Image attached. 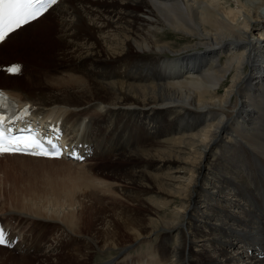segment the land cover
Returning <instances> with one entry per match:
<instances>
[{"label": "bare ground", "instance_id": "1", "mask_svg": "<svg viewBox=\"0 0 264 264\" xmlns=\"http://www.w3.org/2000/svg\"><path fill=\"white\" fill-rule=\"evenodd\" d=\"M262 7L264 0H61L11 33L0 49L58 9L55 31L74 48L59 45L46 65L53 72L40 67L43 74L35 76L44 83L32 78L27 87L17 79L5 87L20 103L35 104L38 115L82 129L68 138L91 143L92 161L112 157L118 164L106 161L82 196L73 188L41 193L32 185L30 192L13 191L8 207L0 202V212L18 226L27 222L30 232L21 227L23 237L7 243L8 254L0 246V264H37L36 251L49 260L51 249L41 245L46 229L67 237L56 239L55 264H92L98 242L101 252L111 245L122 254L151 241L161 264H264L257 255L264 253V210L252 200L264 206V158L260 168H250L245 154L251 149L264 156ZM255 20L263 24L258 37ZM25 40L23 47L33 42ZM3 75L0 81L16 78ZM1 158L72 166L22 154ZM96 197L110 199L121 214L107 230L88 224L84 237L85 210L92 205L83 199ZM240 208L247 217L237 216ZM125 231L130 234L122 236ZM240 235H248L241 242L249 249H234Z\"/></svg>", "mask_w": 264, "mask_h": 264}, {"label": "rangeland", "instance_id": "2", "mask_svg": "<svg viewBox=\"0 0 264 264\" xmlns=\"http://www.w3.org/2000/svg\"><path fill=\"white\" fill-rule=\"evenodd\" d=\"M70 1V0H69ZM58 10V9H57ZM55 10V12H52L51 16L40 24H37L36 26H33L31 28H28L24 31L21 32V34L17 35L13 40L7 42V44L3 45V47L0 49V60L1 61H28L33 64L39 65L40 67L46 68L44 71H48L49 73L53 72V68L49 69L46 65H49L53 63V60H55L59 50L60 46L59 45H65V47L69 48H74V45L68 44L66 40H63L59 38L58 33H56L55 30H60L58 26H55L53 24L56 23V15L59 13V11ZM261 10L264 11V7L261 8ZM254 25V33L253 37H258V35L261 33L260 27L263 25L262 21L255 20L253 22ZM262 28V27H261ZM174 33V32H172ZM24 39L30 40L32 39L33 42L26 41L27 44L24 43L21 44L20 42L23 41ZM82 40V38H81ZM177 41V38H173L170 41ZM67 43V44H66ZM19 44V45H18ZM67 45V46H66ZM64 48V47H63ZM159 49V48H157ZM169 53H172L169 51ZM168 54V53H167ZM229 54V53H228ZM227 54H225L226 56ZM43 71V72H44ZM42 72V74H43ZM4 74V73H3ZM2 73H0L1 76L5 77ZM30 76V75H29ZM16 77L12 78L6 81H0V87L1 88H6L5 85L11 86L12 82H17L16 80H25V85L28 87L32 83V78L34 79V82H45V78H36L35 75H32L31 77ZM31 80V81H30ZM27 81V82H26ZM30 84V85H29ZM21 85V84H20ZM11 88V87H8ZM222 92V91H220ZM240 119V118H239ZM239 119H237L239 121ZM241 125H243V119H240ZM9 158H1L0 161H6ZM66 161V160H64ZM107 164L113 163L112 161L117 162L114 165L118 164L117 159H112L111 161L106 160ZM106 161L100 160H93L92 163L93 165H88V163L81 164L76 167V164L71 163L72 166L67 168L64 165L61 164H56V163H38L40 161H32L29 162L28 164H20L24 163L21 161H9V162H0V202H4L5 206L8 207L7 202L10 200L11 201V193L13 191L17 190H22L30 192V186H35L37 185L38 191L41 193H59V192H64L68 189H75L77 190L78 195L82 196L84 193L90 192L91 188L88 186L90 184H93V182H96V178L100 179V176L102 175L101 171L102 168L101 166L106 163ZM36 162V163H35ZM70 163V161H67ZM90 162V161H89ZM38 163V164H37ZM7 164L9 166H7ZM35 164V165H32ZM5 165V166H3ZM88 165V166H87ZM99 166V168H98ZM87 184V185H86ZM17 185L16 188L14 186ZM86 185V186H85ZM26 189V190H25ZM37 191V193H38ZM253 192L255 194L256 192V187L255 189L253 188ZM118 195V194H117ZM230 194H226L225 197H222V199L226 200V198ZM246 197L249 196H254L251 193H246ZM111 197V196H110ZM120 197V196H118ZM121 198V197H120ZM255 198V197H253ZM103 199V198H102ZM232 198H229L228 200L231 201ZM252 198H249L247 200H250ZM99 200V201H98ZM110 199L105 198L104 200L99 199V197H96V200L94 199H89V198H84L83 202L85 205L90 206L92 205L91 208L85 210V215L86 217L84 218V228L83 232L85 234L84 237H86L88 233V224L90 225L93 223L95 227H98L99 230H107L110 227V222L113 220H118V217L120 216L119 213L121 214V211L118 210L117 207L114 208V205L111 206ZM253 202H256V210L258 212L264 210V206L262 203V200L258 199H252ZM181 202V201H180ZM126 203V201H125ZM179 203V202H177ZM107 206L109 208H107ZM77 205L76 209L78 212H80L81 207ZM0 209L4 210L3 204H0ZM116 210V211H115ZM245 212H248L247 209H237V216H246ZM8 212H0V214H4ZM0 218L2 216L0 215ZM4 220V219H3ZM5 221L8 223V220L5 219ZM87 221V222H86ZM95 223V224H94ZM26 224H28L26 222ZM26 224L23 223V226L26 227ZM49 224H52L50 221ZM9 228H11L12 231H18L19 227H17V223H9ZM53 225V224H52ZM27 229V228H25ZM26 231V230H25ZM44 238L41 241V245L45 246L47 250L51 249V252L47 254V256H51L49 260H46V256L43 255V253L36 251L34 254H38V257H35L36 260L35 262L38 264H55L57 259H56V254L60 252V249L56 248V244L60 242L57 241L56 239H60L62 241L67 240L66 234H62V231L59 229L53 230L49 229L44 230ZM101 232V231H100ZM99 232V233H100ZM130 232H124L122 233V236H125V234ZM30 234V233H29ZM28 234V235H29ZM50 235V236H49ZM133 236V235H132ZM248 237V235H240L237 238L236 241V246L234 247L235 250H238L239 248H247V246H244L241 242V238L243 237ZM83 237V238H84ZM97 236L95 235V238ZM82 238V236H79L77 239ZM129 239V238H128ZM99 240V239H98ZM133 240V237H131V240ZM259 244H260V239ZM100 241V240H99ZM111 244V242H109ZM107 243V246L108 244ZM143 243V244H142ZM151 243V244H149ZM145 244V245H144ZM171 245L174 244V240H171ZM100 245V246H98ZM98 245L96 247V250L93 252V258L91 263L92 264H109L110 261H112L110 264H149L148 262H153L152 264H161V261L159 260V254L156 251V244H153V241L151 242H136L132 244V246H129L126 252L124 253H118L117 249L113 248L111 245L109 247L103 248V250H108L101 252L100 248L104 245L103 242H98ZM144 245V246H143ZM58 246V245H57ZM239 246V247H238ZM244 246V247H243ZM54 247V248H52ZM59 247V246H58ZM100 247V248H99ZM125 248V247H124ZM56 250V251H55ZM4 253H10L12 251H9L5 248L2 249ZM40 251H43L40 250ZM69 250H65L67 253ZM107 252V253H106ZM40 253V254H39ZM255 253V252H254ZM28 255V253H23V254H16L17 256L21 255ZM32 254L33 253H29ZM80 254V253H79ZM95 254V255H94ZM54 256V257H53ZM261 258V257H259ZM109 261V262H108ZM160 261V262H159ZM22 260H18V264H23Z\"/></svg>", "mask_w": 264, "mask_h": 264}, {"label": "snow or ice", "instance_id": "3", "mask_svg": "<svg viewBox=\"0 0 264 264\" xmlns=\"http://www.w3.org/2000/svg\"><path fill=\"white\" fill-rule=\"evenodd\" d=\"M56 3L57 0H0V42L4 41L9 33L43 15ZM13 68L18 71L20 66L15 65ZM3 96V92L0 91V107H7L2 99ZM15 119H23V116ZM18 131L20 135L14 134L13 129L7 126V118L0 114V154L23 153L49 158H59L63 154L61 147L42 137L40 133L33 132L30 127ZM69 155L74 154L69 153ZM77 158L83 159L82 156ZM5 243L4 233L0 230V245Z\"/></svg>", "mask_w": 264, "mask_h": 264}]
</instances>
